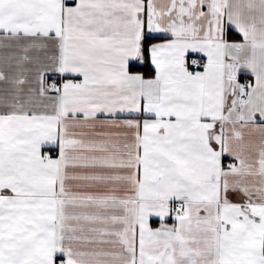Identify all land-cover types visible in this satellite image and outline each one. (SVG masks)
Here are the masks:
<instances>
[{
  "label": "snow or ice",
  "instance_id": "snow-or-ice-1",
  "mask_svg": "<svg viewBox=\"0 0 264 264\" xmlns=\"http://www.w3.org/2000/svg\"><path fill=\"white\" fill-rule=\"evenodd\" d=\"M0 264H264V0H0Z\"/></svg>",
  "mask_w": 264,
  "mask_h": 264
}]
</instances>
